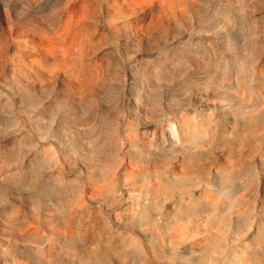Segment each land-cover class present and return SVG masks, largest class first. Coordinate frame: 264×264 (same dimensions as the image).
I'll return each instance as SVG.
<instances>
[{"label": "rangeland", "instance_id": "1", "mask_svg": "<svg viewBox=\"0 0 264 264\" xmlns=\"http://www.w3.org/2000/svg\"><path fill=\"white\" fill-rule=\"evenodd\" d=\"M64 1L0 0L33 49L31 58L0 50V169L15 167L16 184L27 183L39 166L42 182L55 196L74 197L84 190L89 198L91 177L105 165L115 166L120 180L128 157H146L144 121L164 124L165 138L178 141L174 116L179 110H198L211 101L246 122L250 107L262 102L264 0H131L127 12H114V27L100 29L102 10L85 17L82 37L69 45L47 39L61 21ZM96 1L104 8L105 0ZM84 68L98 69V78L84 82ZM255 136L264 143V133ZM218 145L211 157L217 169L229 151L224 142ZM192 155L181 148L165 159L172 164ZM60 165L70 174L67 183L57 175ZM145 244V253L130 249L120 255L121 263L109 257L97 263L99 257L88 259L92 254L84 253L73 264L139 263L144 258L176 264L179 253L154 246L155 257L148 248L152 243Z\"/></svg>", "mask_w": 264, "mask_h": 264}, {"label": "bare ground", "instance_id": "2", "mask_svg": "<svg viewBox=\"0 0 264 264\" xmlns=\"http://www.w3.org/2000/svg\"><path fill=\"white\" fill-rule=\"evenodd\" d=\"M97 3L65 0L61 21L47 39L67 45L77 42L85 28L82 21L99 16L98 10H102L100 29L114 27L118 23L114 12H127L131 0H105L104 8ZM0 28L2 52L8 49L31 58L33 49L4 8H0ZM259 65L264 74V59ZM96 70L84 68L80 72L84 82L98 78ZM261 93L262 102L250 107L246 122L224 114L211 101L202 102L198 110L175 112L178 141L165 138L164 124L144 121L146 157H128L120 180L115 166L105 165L100 175L91 177L94 186L89 198L84 190H77L74 197L55 196L42 182L39 166L21 184H16L15 167L0 169V264H73L84 253L92 254L88 259L99 257L97 263L108 257L121 263V254L130 249L144 252L146 242L152 243L148 248L152 247L155 257L157 247L179 253L176 264H264V143L255 138L256 133H264V80ZM219 142L229 151L217 169L211 157ZM181 148L193 155L188 161L169 164L165 158ZM57 175L64 183L70 179L61 165ZM144 260L125 264L155 263Z\"/></svg>", "mask_w": 264, "mask_h": 264}]
</instances>
